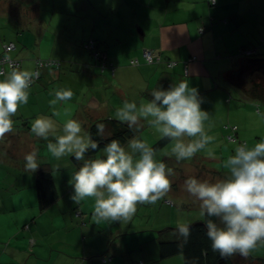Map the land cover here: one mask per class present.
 Instances as JSON below:
<instances>
[{
    "label": "crops",
    "instance_id": "1",
    "mask_svg": "<svg viewBox=\"0 0 264 264\" xmlns=\"http://www.w3.org/2000/svg\"><path fill=\"white\" fill-rule=\"evenodd\" d=\"M143 1L142 3V0H93L94 5L91 6L94 8L93 13L96 16H100V14L104 16L108 13L105 9L106 3L118 8L120 22L117 29L115 30L109 27L108 35H106L107 53L109 55V61L114 64L115 72L109 69L100 72L95 68L84 71L77 69L74 65L68 64L60 70L43 73L40 82L29 90L30 96L28 104L21 106L18 114L14 118L29 120V124H32V121L38 116H49L56 121L58 126H62L64 122L60 121H64L63 118L66 117H68L67 119H76L82 123L88 120L90 116L93 118L115 116L116 109L121 107L124 101L136 102L139 105L141 102L151 100L152 91L158 87L162 90H168L174 84H178L184 78L182 62L187 60L188 57L194 56L197 60L189 62L188 76H186L189 87L197 89L198 92L207 90L214 93L215 91L220 94L218 96L219 98L221 97V93L225 97L227 95L226 93H229L231 99L227 102L226 113L229 119L233 118V125H236L238 128V138L246 141L249 147L260 142L264 138V106H261L260 102L245 99L241 95L243 101L239 102L234 100L232 98L234 95H232V91L230 90L231 87L222 82L220 74L224 69L235 65L236 58L240 56V49H257L258 51V47L252 45L255 41L262 43V54H258L256 51L253 56H264V43L262 42L264 40V0H215L216 4L214 6H210L209 0H185L187 3H192L190 4L192 8L189 12L183 13V15L175 12H158L163 17L158 15V13L153 15L154 18L163 19L164 22L158 27V33L151 35L149 41L142 39V36L145 37V33L142 32L140 25L134 26L131 19H127L128 16L130 17V13L134 7L144 6L143 9L147 10L148 7L150 10H154L153 0ZM219 1H222L225 6L224 8L218 7ZM7 5H11V3L0 1V14L4 16L5 13H8L9 17L14 16L15 12L12 8H9L7 11L2 8ZM227 7H230V9L228 10ZM59 11L60 13L63 12V10ZM72 13L73 7H70L66 14ZM210 15L214 16V18L217 16L224 20L223 23L213 26V28L219 29L220 43L211 40L207 44L206 37L208 34L203 35L209 30L208 22L212 20L209 18ZM30 17V13L22 10L20 18L23 19V22L27 23L30 21ZM91 21H94L93 18H91ZM228 21L235 23L236 27L232 23H228ZM200 27H205L206 30L200 33ZM43 28L38 27L35 29V32L38 34V50L41 55L43 53V58L56 57V42L52 45L45 43V38H51L52 36L48 33V29L44 31ZM73 29L75 28H71V30ZM149 31L150 35L153 30ZM229 34L232 36L238 34L235 42L227 40ZM76 37L78 40L80 38L84 40L87 37V32L84 31L82 37L78 34ZM78 40L77 44L75 40H62L61 47L71 51L74 46H78L80 43ZM144 46L154 49L162 57L163 61H177L178 65L175 68H168L165 63H145L142 54V48ZM219 48L223 53L230 51L236 54L232 63L226 67L222 61L223 58L217 57V54L220 52ZM225 58L228 59L227 56ZM133 59H138L140 63L138 65H132L131 60ZM32 69L33 62L25 61L22 70L31 72ZM5 77H0V80H3ZM61 88H70L74 95L67 103H58L55 106L58 115L52 116L53 110L49 106V101L55 98L54 92ZM226 100L224 99V101ZM59 119L61 120L59 121ZM57 134H60V132ZM26 135L31 146L30 149L38 154L36 144H31L38 137H32L33 134L29 131ZM146 137L149 145H153L161 139L160 134L155 129L148 131ZM49 138H52L50 141H55L53 137L50 136ZM143 140H145V137ZM212 148L214 150L218 149L215 147ZM48 157L49 155H46L44 158L49 161ZM52 161L55 164L65 163L67 166L71 165V170L65 175L68 183L67 188H69V194L67 196L70 199V196L73 194V188L69 184V180L72 176L71 173L74 171L73 165L70 162V156L60 160L52 158ZM189 172L194 173L196 171L189 170ZM184 174H187V172H184ZM185 176L182 174L179 178ZM55 181L58 185L64 186L65 184L63 183L64 180L60 177L59 180L55 179ZM175 186L173 182V187L175 188ZM19 193L22 196L17 199L13 198L14 203H7L4 200L0 201V213H5L10 221L9 226L4 227L1 225L0 228L4 231L11 230L10 233L20 231L18 235L26 238L24 226L30 225L31 231L40 234L39 242L34 247V250L42 257V264H104L96 256L97 253H94L96 251L95 249L98 247L102 251L106 247L107 240L114 236V232L118 233L119 231L117 232L111 229L108 235H106L107 232L104 229L100 227V230L96 229V222L92 219V216H87L85 219L89 224L86 226V235H83L71 244L72 247H78V249H73V252H71L72 255L66 253L62 256L57 249L63 244L69 245L70 241L68 242L65 239L64 242L60 243L56 238L52 239L51 236L56 235V232H54L56 229L55 222H57L55 217H52L48 212L40 211L38 203L31 199L34 196L32 189L27 192L20 191ZM25 198L29 199L26 200ZM74 204L76 203L71 199L63 207L59 204V212H66ZM86 210L87 212L91 211L87 207ZM95 230L101 232V240L99 245L94 247L92 242L89 245V237H92V232ZM2 238L3 236H0V241ZM131 238L138 242L141 241L138 236ZM81 241L85 242L84 248H89L90 259L85 260L83 263H78L77 261L72 263L73 260L69 262L79 251L83 252L84 248L79 246ZM15 246H17V243H14V247L12 248L13 252L16 251ZM112 252L114 254V262L111 264H123L118 250L114 249ZM57 255L59 256L57 257Z\"/></svg>",
    "mask_w": 264,
    "mask_h": 264
},
{
    "label": "clouds",
    "instance_id": "2",
    "mask_svg": "<svg viewBox=\"0 0 264 264\" xmlns=\"http://www.w3.org/2000/svg\"><path fill=\"white\" fill-rule=\"evenodd\" d=\"M36 75L13 68L0 80V142L14 133V117L21 106L28 104ZM73 95L70 88L56 90L55 98L49 101L52 116L58 115L55 106L67 103ZM151 96V100L139 105L124 101L116 109L115 119L137 131L141 120L146 121L162 139L173 142L170 155L177 162L194 158L215 141L206 128L210 115L202 110V99L197 89L189 87L187 79L168 90L158 87ZM96 129L102 138L105 125L97 124ZM31 133L45 141H49L50 136L55 139L54 143H47V151L57 160L70 156L84 161L69 180L73 188L70 199L77 205L93 199L92 219L96 224H127L139 205L155 204L171 191L170 177L175 175L174 170L157 159L156 150L145 140L129 139V151L119 140L113 139L103 148V157L85 159L86 153L95 151L99 144L76 119H68L63 124V134L58 135L54 119L38 116L32 121ZM207 154L215 158L212 151ZM24 159L26 171L34 173L40 167L35 151ZM222 166L227 170L225 179L210 183L190 177L184 181V188L200 202V215L209 217L205 226L212 250L224 259L236 255L247 258L264 247V138L252 147L240 143ZM213 217L219 223L211 219ZM178 234L187 242L190 226L179 224Z\"/></svg>",
    "mask_w": 264,
    "mask_h": 264
},
{
    "label": "trees",
    "instance_id": "3",
    "mask_svg": "<svg viewBox=\"0 0 264 264\" xmlns=\"http://www.w3.org/2000/svg\"><path fill=\"white\" fill-rule=\"evenodd\" d=\"M0 1H3L5 3L9 2V4L11 3V5L9 6L15 12V15L10 17V22L12 23L11 25H9L8 23L4 24V16L0 14V29L4 28L5 30H7L6 33H0V73H3L2 75H0V77H5L7 72L11 71L13 68L22 70L25 61L33 62V69L31 72L37 74L34 77V82L31 88L40 82L43 77V73L60 70L63 66L68 64L74 65L77 69L84 71L90 70V68H95L100 72H104L107 69L115 72L114 64L109 61L106 43V35H108L109 27L116 30L120 22L118 8H116L112 4L109 5L106 3L105 9L108 12L106 15L103 16L100 14V16H96L93 13L94 8L93 6H91L94 5L93 0ZM143 2L144 1L142 0V3ZM208 2L210 6H214L216 4L215 2H210V0ZM153 3L154 10H150V8L148 7L147 10L143 9L144 6L134 7L130 13V17L128 16L127 18L131 19L134 26L140 25L142 32L145 33V37L142 36V39L147 41L150 40L152 34L158 33V27H160L164 22L163 19L154 18V14L158 12H175L179 13V15H183V13L189 12L192 8V5H190L192 3H187L185 0H153ZM23 7L26 8L27 13L31 14V19L27 23L20 20V14L22 13ZM70 7H73V13L66 14ZM59 10H63V12L60 13ZM160 13H158V15H161L163 17V15ZM90 15L92 17H88ZM81 16L83 17L81 18ZM85 17L87 18L88 23L82 29V19H84ZM91 18H93L94 21H91ZM209 18L212 19L210 20L212 22H208V28L209 24L213 25L214 16L210 15ZM38 27H44V31L48 29V33L52 36L51 38L46 37L45 43H50L52 45L56 42V57L43 58V53L41 55V53L39 52V42L37 38L38 34L35 32V29ZM71 28L75 29L71 30ZM149 30H153L150 35ZM204 30H206L205 27L199 28L200 33H203ZM84 31L87 32L86 39L82 40V38H80L78 40L76 35L78 34L80 37H82ZM13 37L16 39L17 43L12 40ZM62 40H75L76 44L78 40L80 41V43L78 44V46H74V48L70 51L69 49H63L61 47L63 42ZM262 42L264 43V40ZM10 45H12L13 48L7 50V47H9ZM144 51H150L152 55L159 56L154 49L144 46L142 48L143 57ZM256 51L257 49L242 48L239 50V55L253 56ZM248 52L250 54H247ZM228 54L233 55V53H231L230 51L228 52ZM235 56L236 54L234 56H231L230 60L228 56V59H226L225 56L222 57V61L223 63H225V67L228 66V64L232 63ZM217 57H221V52L217 54ZM3 58H8L9 61H13L14 63H16V65L12 66L9 64V61H2ZM196 60V57L190 56L187 60L182 62V66L184 69V78L181 80H185L187 78L186 76H188L189 62H194ZM143 61L147 64L165 63L168 68H175L178 65L177 61H163L162 57H160L159 60H154L150 63L147 62L145 58ZM139 63L140 61L138 59L131 60L132 65H138ZM204 92L212 93L207 90L198 93L202 94ZM226 94L229 95V97H227L226 95V97L223 96V98L225 97V99H227V103L231 99V96L229 93ZM200 98L202 99V97ZM110 117H112L113 119H111ZM114 117L115 116H107L104 118L97 117L92 118V120L88 119L81 123L82 126L85 127L83 128L84 131L86 130L87 133H90L93 139L98 141L99 144V147L95 151L89 150V152L86 153L85 159L103 157V148L113 139L119 140L122 146H124L128 142V140L133 137L140 138L142 140L145 137V140L147 142L146 133L152 130L151 126L147 127L146 130L144 129L143 131H137L135 129L130 130L126 124L118 122L116 119H114ZM67 118L68 117L63 118L64 121H60L61 119H59V121L65 123L68 120ZM14 120L15 131L14 133L9 134L6 137L5 142L10 148V146H12V142H21V140H19L21 138L22 142L16 145V149L21 145H24L25 143L27 144L25 147H27L29 145V142L27 140L28 137L24 133L23 139V136H21L20 133H22V131L27 133L28 131L31 132V124H29V120L27 121L20 118H14ZM87 121H90L91 124ZM85 124H87L88 126H84ZM97 124L105 125V131L102 138L97 135ZM62 126H58V133L60 132V134L58 135L63 134ZM223 130L225 131L223 138L228 142H235L237 146L240 143H247L246 141L240 140L238 138V128L236 125L225 124ZM18 133L20 135L16 136L15 134ZM12 137L16 138H13L11 140ZM32 137H35V135L33 134ZM50 139L52 138H49V141ZM49 141L38 138L35 139V141H32L33 143H31L32 145L34 143L36 144L38 153L36 154V158L40 166L34 173L25 170V162H23V166L21 167L20 165H15L5 157L1 159L0 156V201L4 200L7 201V203H14V199L20 198L22 196V194L19 193L20 191L27 192L32 189L34 192V196H32L31 199L32 201L38 203L40 211L48 212L57 220V222H55L56 229L54 231L56 232V235L51 236L52 239L56 238L60 241V243L64 242L65 239L69 242L70 239H68V236L76 227L78 228V234L80 233L82 236L86 235V226H88L89 222H87L85 218L87 216H92L93 211L91 205L93 199H86L79 205L74 204L64 213L59 212V199L62 198L64 200V203H67L70 200L67 196V194H69V188H67L68 183L65 174H55V170L57 169L56 167H58L59 163L55 164L54 161H52V158L54 159V157L47 151V143ZM169 141L170 140L161 138L155 144L149 146L157 150L166 145ZM37 142H41V145H37ZM147 143L149 144V141ZM30 147L31 146L29 145L28 149L30 151H28V153L33 152ZM217 150L218 149L214 151ZM24 153L25 157L28 154L27 150H25ZM46 155H49V161L44 158ZM23 161H25L24 158ZM223 161L224 160L221 161L220 166L212 164L218 169H209L206 165L207 163H205L202 168L199 164L194 169V171H196V173H201V170H205L206 174H211L213 177H223L222 175H224L223 173H225L222 166ZM70 162L79 170L84 161H76L74 157H70ZM14 171L17 173H13ZM59 177L64 180V186L58 185L56 183L55 179L59 180ZM165 202L168 205H174V202L169 198L166 199ZM86 207L90 208L91 211L87 212ZM4 215L5 213H0V217H3ZM207 219H209V217H202L200 215L199 219L196 222L188 224L190 226V235L187 239V242H184L183 237L179 236L178 228L162 229L157 233L153 232L154 230L145 231V234H142V236H138L141 240L140 242L131 238L135 236L133 233L129 234V232H121V234H119V232L117 231L118 233L114 232V236L107 240L106 247L102 251L97 247L95 249L96 251L92 252L97 253L96 256H98L99 260L104 264H111L114 262V254L112 252V250L114 251V249L118 250V252L120 253L123 264H162L165 259L178 254H183L185 264H251L254 262L264 264L263 258L261 260L260 257L254 256L253 254H250L247 258L243 257L244 261L239 262L235 260L237 255L230 259H224L219 255L218 252H214L211 248V241L207 236V229L205 226V222ZM211 219L219 223V221H216L214 217ZM95 226H97L96 229L98 230V224H95ZM24 228V231L26 232V238H22L18 235L20 234V231L10 233L11 230L4 231L2 228H0V236H3L2 240L0 241V264H42V257L36 253V250H34V247H36L39 242L40 234H38V232L31 231L30 225H25ZM120 235H124V237H121ZM93 236L94 234L92 235V237ZM4 237L6 238L4 239ZM92 237H89V245L92 242ZM14 243H17V246H15V252H13L12 250V248L14 247ZM63 245L68 246V244ZM79 246H81V248H84L85 242L81 241V243H79ZM61 247H59V249L57 250H59L60 255L64 256V254L66 253L60 250ZM2 253L3 255H1ZM68 255L70 254L68 253ZM154 255L156 256L154 257ZM58 256L59 255H57V257ZM88 259H90L89 248H84L83 252L79 251L77 255L69 260V262L73 260L72 263H75L76 261L78 263H83Z\"/></svg>",
    "mask_w": 264,
    "mask_h": 264
},
{
    "label": "rangeland",
    "instance_id": "4",
    "mask_svg": "<svg viewBox=\"0 0 264 264\" xmlns=\"http://www.w3.org/2000/svg\"><path fill=\"white\" fill-rule=\"evenodd\" d=\"M218 7H223V8L225 7L222 1H219ZM2 8H4L5 11H7L10 7L7 5ZM227 9L229 10L230 7H227ZM23 11L24 12L27 11L25 7H23ZM228 15H229V12H228ZM89 17H91V15ZM3 20H4V24L5 23H8L9 25L12 24L10 22V17L8 16V13L4 14ZM20 20L22 21L23 19H20ZM211 22L212 21H210V23ZM223 22L224 20L222 18L215 16V18L213 19V25L209 24L208 32L203 34V35L208 34L206 37V43L211 40H213L214 42L220 43L219 29L213 28V26L217 24H221ZM229 22L232 23L233 26L236 27L235 23L228 21V23ZM87 23L88 22H87L86 17L82 19V29L85 27ZM221 29H222V26H221ZM6 31L7 30H5L4 28L0 29V33H6ZM237 37H238V34H235V36H232L229 34L227 40L230 42L231 41L235 42ZM12 40L16 42V39L14 37ZM252 45L255 47H258V54H262V51H261V47L263 46L262 43H260L259 41H255L252 43ZM220 52L222 53L221 57L227 55L229 60L231 56L235 55V54L230 55L228 53H223L221 50ZM230 90L232 91V95H234V97L232 96L234 100L239 101V102L243 101L241 99L240 94L236 90L232 88ZM219 95L220 94L216 93L215 91H214V94L213 92L212 93L204 92L202 94H199V96L202 97V104H201L202 110L208 112L210 115L209 120L206 121V128L208 129L209 135H212L216 138L215 141L212 144L208 145L207 149L198 152L194 158L190 160L180 161V162H177L175 157L170 155L171 147L173 145L172 141H169L166 145L157 149L156 150L157 159L165 162L167 166L172 168L175 172V175L170 177V179L176 185L175 188L173 187V183H172L171 191L164 198L158 200L157 203L155 204L139 205L137 207V211L135 215L133 216L132 220L127 224H121L119 222H113V223L100 222L99 227L101 229H104V231L107 232L106 235H108L110 230L113 229L119 232H129V234L133 233L135 236H142V234H145V231H148V230H154L153 232L157 233L162 229H174V228L177 229L178 225L181 223L191 224L193 222H196L199 219L200 202L197 201L194 197L190 196L186 192L184 188V181L190 177H195L201 181L206 180L210 183H214V182H217L218 180L225 179L227 177V170L224 169L225 173H223L224 174L222 175L223 177L216 176L218 178L213 177L211 174L209 175L206 174L205 170L204 171L201 170V173H196V172L193 173V172H189V170L190 171L194 170L199 164H200V167L202 168V166H204L205 163H207L206 165L208 166L209 169L211 168H213V170L218 169L217 167L213 165L220 166L222 160H225L229 155L234 154V148L237 146L235 142H228L227 140L223 138V135L225 133V131L223 130V127L225 126V124H233V118L231 119L228 118L227 113H226L227 103L226 101H224L225 97L223 99L222 93H221L220 98L218 97ZM227 97H229V95H227ZM260 105L264 106V104H261V103ZM92 118L93 117L90 116L89 120H92ZM110 118L113 119L112 117ZM89 122L90 121H88V123ZM87 124H85L84 126H86ZM147 127H149L148 123L144 120H141V126L139 130H142V131L144 129L146 130ZM24 133L26 135L27 132L22 131V133H20L21 136H23ZM20 134L18 133L15 135L18 136ZM13 138H16V137H12L11 140ZM19 140H21L22 142L21 138ZM21 142H17V143L12 142L11 144L12 146H10V148L8 147V144H6L5 141L1 142L0 143L1 159L5 157L6 159H9L15 165H20L22 167L23 162H25L23 161L24 154H25L24 152L25 150H27V153H28V151L30 150L28 149L29 145L25 147L27 145L26 143L16 149L17 147L16 145ZM37 145H41V142H37ZM124 147L126 148V150L130 151V149H128L127 147V143L124 145ZM212 147L218 148V150L214 151ZM208 151H212L214 153L215 158L209 157L207 154ZM73 167H74V171L71 173V175H73L76 171H78V169L74 165ZM56 168L58 169V171L56 169L55 174L67 175V173H69V170H71L70 169L71 165L67 166L65 165V163H62V164H59L58 167ZM184 172H187V174H184ZM13 173H17V172L14 171ZM181 173L186 176L183 178H179L182 175ZM168 198L174 202V205L166 204L165 200ZM25 199L27 200L29 198H25ZM59 203L61 207L65 206L64 200L62 198L59 199ZM93 206H94V201H92V205H91L92 211H93ZM8 218L6 217V215H4L3 217H0V226L1 225L4 227L9 226L10 221ZM100 228L98 230H100ZM141 231H144V232H141ZM92 233L95 234L92 237V244L95 247L96 245H99V242L101 240V232L95 230ZM81 236L82 235L80 233L78 234V228L76 227L68 236V239H70L69 245L68 246L63 245L60 248V250L62 252L69 253L70 255H72L71 252H73V249H78V247H72L71 244L74 243L77 239H79V237L81 238ZM120 236L124 237V235H120ZM251 254H253L254 256L260 257L261 260L262 258L264 259V247L259 248V250L254 251ZM235 260L242 262L244 261V258L239 257V255H237ZM162 264H185L184 256L183 254L175 255L173 257L165 259L164 262H162ZM243 264H247V263H243ZM251 264H259V263L254 262Z\"/></svg>",
    "mask_w": 264,
    "mask_h": 264
},
{
    "label": "water",
    "instance_id": "5",
    "mask_svg": "<svg viewBox=\"0 0 264 264\" xmlns=\"http://www.w3.org/2000/svg\"><path fill=\"white\" fill-rule=\"evenodd\" d=\"M220 78L243 98L264 104V56L240 55Z\"/></svg>",
    "mask_w": 264,
    "mask_h": 264
},
{
    "label": "built area",
    "instance_id": "6",
    "mask_svg": "<svg viewBox=\"0 0 264 264\" xmlns=\"http://www.w3.org/2000/svg\"><path fill=\"white\" fill-rule=\"evenodd\" d=\"M13 48V46L12 45H10L9 47H7V50H10V49H12ZM247 54H250L249 52L247 53ZM144 58H145V60L147 61V62H152V61H154V60H159V56H154V55H152V53L150 52V51H144ZM2 61H9L8 60V58H3L2 59ZM9 64L10 65H16V63H14L13 61H9Z\"/></svg>",
    "mask_w": 264,
    "mask_h": 264
}]
</instances>
